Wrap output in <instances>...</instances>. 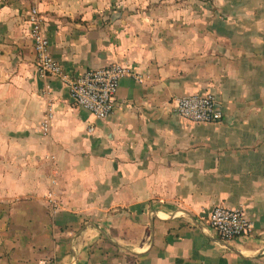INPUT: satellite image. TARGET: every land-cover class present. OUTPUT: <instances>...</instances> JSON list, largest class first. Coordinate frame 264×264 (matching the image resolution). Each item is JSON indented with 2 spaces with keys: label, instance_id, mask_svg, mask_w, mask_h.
Here are the masks:
<instances>
[{
  "label": "crops",
  "instance_id": "obj_1",
  "mask_svg": "<svg viewBox=\"0 0 264 264\" xmlns=\"http://www.w3.org/2000/svg\"><path fill=\"white\" fill-rule=\"evenodd\" d=\"M30 6L0 0V264H264V0H42L65 73L144 78L121 80L107 120L39 75ZM193 94L222 121L175 115ZM216 206L249 234L222 241Z\"/></svg>",
  "mask_w": 264,
  "mask_h": 264
},
{
  "label": "built area",
  "instance_id": "obj_2",
  "mask_svg": "<svg viewBox=\"0 0 264 264\" xmlns=\"http://www.w3.org/2000/svg\"><path fill=\"white\" fill-rule=\"evenodd\" d=\"M29 1L31 6L28 10V23L39 75L42 78L60 79L68 86L73 103L98 120L110 118L117 107V94L121 80L126 76H132L142 83L144 78L117 63L107 68L87 71L76 77L65 73L49 51L50 41L46 32V20L40 11L42 0ZM217 106V98L213 94L184 95L177 99L173 112L178 117L195 123H219L223 115ZM53 119V110L49 108L41 124L44 136L49 134ZM89 131L92 132L93 129L90 128ZM51 183L55 185L56 180L52 179ZM46 200L52 212L61 209L59 199L53 190L47 193ZM208 222L210 228L222 241L247 235L252 228L243 209H231L225 206H216L209 215Z\"/></svg>",
  "mask_w": 264,
  "mask_h": 264
},
{
  "label": "rangeland",
  "instance_id": "obj_3",
  "mask_svg": "<svg viewBox=\"0 0 264 264\" xmlns=\"http://www.w3.org/2000/svg\"><path fill=\"white\" fill-rule=\"evenodd\" d=\"M12 141H14V142H15V140H12Z\"/></svg>",
  "mask_w": 264,
  "mask_h": 264
}]
</instances>
